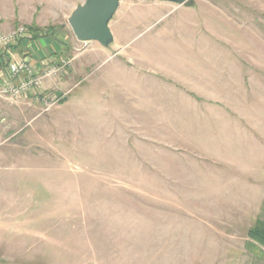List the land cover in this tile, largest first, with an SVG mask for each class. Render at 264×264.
<instances>
[{"label":"rangeland","instance_id":"374dc122","mask_svg":"<svg viewBox=\"0 0 264 264\" xmlns=\"http://www.w3.org/2000/svg\"><path fill=\"white\" fill-rule=\"evenodd\" d=\"M84 1L0 0V33L27 30L18 57L71 60L43 101L0 96V197L22 203L0 201L22 216L8 257L264 264L247 247L264 217V0H122L107 47L74 37Z\"/></svg>","mask_w":264,"mask_h":264},{"label":"built area","instance_id":"2783aa9c","mask_svg":"<svg viewBox=\"0 0 264 264\" xmlns=\"http://www.w3.org/2000/svg\"><path fill=\"white\" fill-rule=\"evenodd\" d=\"M27 36L24 26H17L0 33V54L16 45ZM6 64L0 68V96L11 100L30 93L43 95L46 80H55L71 63L70 59H61L56 63L52 58H45L40 64H32L28 56L18 57L16 53L5 56ZM16 81V83H15ZM44 97H42L43 101Z\"/></svg>","mask_w":264,"mask_h":264},{"label":"water","instance_id":"95a60500","mask_svg":"<svg viewBox=\"0 0 264 264\" xmlns=\"http://www.w3.org/2000/svg\"><path fill=\"white\" fill-rule=\"evenodd\" d=\"M122 0H85L76 6L68 17L69 27L76 40L96 41L107 47L113 41L109 22ZM166 1L177 5L191 6L193 0H146Z\"/></svg>","mask_w":264,"mask_h":264},{"label":"crops","instance_id":"0c3cea01","mask_svg":"<svg viewBox=\"0 0 264 264\" xmlns=\"http://www.w3.org/2000/svg\"><path fill=\"white\" fill-rule=\"evenodd\" d=\"M159 2H166V1H159ZM12 53H16L17 54V50L13 51ZM3 56H1V54H0V68L4 67L5 64H6L5 56L4 57ZM40 57H43V56H40ZM47 81H49V80H46L45 82H47ZM15 83H16V81H15ZM45 91H47L46 93H48V89L46 88V86L44 84V89H43V94L44 95H46ZM28 95H31L32 97H34V95H35L34 98H36V99L39 98L38 100L42 99L41 97H39L40 95H37V94L30 93ZM0 201H1V204H3L2 205L3 207L4 206L7 207L6 202H10L9 207H12V208H15V209L18 208V206L22 204L21 202H18V201L15 202V200L11 201V199H7V198L6 199H2L1 198ZM1 210H2V207H1ZM21 218H22L21 215H18V216L17 215L9 216L7 214L0 215V264H23L22 262H18V261L12 260V259H10L8 257V255L17 254V253H19L18 251H21L22 248H21V245L19 244V241L17 239L19 237H22V234H18L19 233V232H17L18 231V227H16V226L14 227V226H11V225L8 226L7 224H10L12 222L20 224V219ZM7 229H8V231L9 230L12 231V229L15 231V234H13V236L11 237V239L14 240V242H10V244L8 242L9 239H10L9 232H7L6 234L4 232Z\"/></svg>","mask_w":264,"mask_h":264},{"label":"trees","instance_id":"16d2710c","mask_svg":"<svg viewBox=\"0 0 264 264\" xmlns=\"http://www.w3.org/2000/svg\"><path fill=\"white\" fill-rule=\"evenodd\" d=\"M33 26L27 27L31 33L33 32L32 29ZM55 28H50V35H48L49 38L56 40L57 38L55 37L54 33ZM34 30H37L36 28ZM32 35V34H31ZM34 39V36L32 35V39ZM57 41V40H56ZM22 43L23 40H20L16 45H13L10 47L9 50L3 51L1 53V56H9L13 51L16 50H22ZM60 45V44H59ZM62 45H60L61 48ZM61 50L59 52L54 51V56L57 58L61 53ZM3 56V57H4ZM61 56L58 57V62L61 60ZM55 61V59H53ZM263 208H264V201H263ZM247 236L250 239V241L247 243V247L251 252L253 253L254 256L260 257L262 256L264 258V217H258L255 219L253 224L248 228L247 230Z\"/></svg>","mask_w":264,"mask_h":264}]
</instances>
